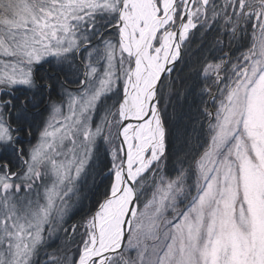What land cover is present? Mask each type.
<instances>
[{
	"label": "snow or ice",
	"instance_id": "obj_1",
	"mask_svg": "<svg viewBox=\"0 0 264 264\" xmlns=\"http://www.w3.org/2000/svg\"><path fill=\"white\" fill-rule=\"evenodd\" d=\"M0 264H264V0H0Z\"/></svg>",
	"mask_w": 264,
	"mask_h": 264
},
{
	"label": "trees",
	"instance_id": "obj_2",
	"mask_svg": "<svg viewBox=\"0 0 264 264\" xmlns=\"http://www.w3.org/2000/svg\"><path fill=\"white\" fill-rule=\"evenodd\" d=\"M196 39L199 40V37H197ZM209 40H211L210 36L206 38L205 43H207ZM197 48H198V44L194 43L193 44V51L190 54L193 62H195L196 56L199 55ZM43 115H44V105L42 104L38 110H34V112H33V116L35 117V123L36 124L40 123V121L43 119L42 118Z\"/></svg>",
	"mask_w": 264,
	"mask_h": 264
},
{
	"label": "rangeland",
	"instance_id": "obj_3",
	"mask_svg": "<svg viewBox=\"0 0 264 264\" xmlns=\"http://www.w3.org/2000/svg\"><path fill=\"white\" fill-rule=\"evenodd\" d=\"M43 118V117H42Z\"/></svg>",
	"mask_w": 264,
	"mask_h": 264
}]
</instances>
